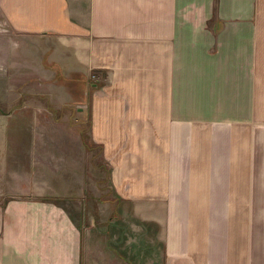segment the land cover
I'll return each instance as SVG.
<instances>
[{
  "label": "crops",
  "instance_id": "obj_1",
  "mask_svg": "<svg viewBox=\"0 0 264 264\" xmlns=\"http://www.w3.org/2000/svg\"><path fill=\"white\" fill-rule=\"evenodd\" d=\"M0 66L83 114L109 193L4 170L0 264H264V0H0Z\"/></svg>",
  "mask_w": 264,
  "mask_h": 264
},
{
  "label": "rangeland",
  "instance_id": "obj_2",
  "mask_svg": "<svg viewBox=\"0 0 264 264\" xmlns=\"http://www.w3.org/2000/svg\"><path fill=\"white\" fill-rule=\"evenodd\" d=\"M3 70L4 66H0V73ZM6 79L7 76L0 77V169L3 170L0 175L5 177L4 170L16 167L21 172L42 176L37 178L44 190L41 197L74 198L81 205H86L87 199L96 197L105 201L109 193L106 188L102 190L106 185L102 179L106 177L107 169L96 153L97 148L92 146L91 149L85 139L87 121L83 120V114L72 112L69 118L70 107H67L60 119L62 125L57 124L41 101L26 93L29 86L37 89L49 84L48 88H51L50 81L38 85L33 79ZM68 86V83L62 82L56 89L68 94ZM20 95L22 104L20 102L15 107L14 103ZM68 98L69 95L63 103H69ZM49 100L54 105L60 103L53 95L49 96ZM20 122H32L34 127L27 124L29 128L23 126L16 129L15 125ZM67 122L73 124L66 126ZM57 125L59 128H56Z\"/></svg>",
  "mask_w": 264,
  "mask_h": 264
},
{
  "label": "trees",
  "instance_id": "obj_3",
  "mask_svg": "<svg viewBox=\"0 0 264 264\" xmlns=\"http://www.w3.org/2000/svg\"><path fill=\"white\" fill-rule=\"evenodd\" d=\"M60 77V75L58 76V78ZM59 79L63 80L64 78L60 77Z\"/></svg>",
  "mask_w": 264,
  "mask_h": 264
}]
</instances>
